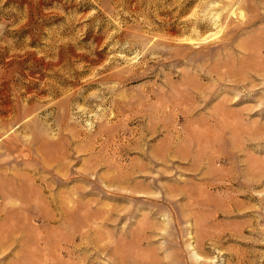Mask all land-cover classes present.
Listing matches in <instances>:
<instances>
[{
	"label": "rangeland",
	"instance_id": "1",
	"mask_svg": "<svg viewBox=\"0 0 264 264\" xmlns=\"http://www.w3.org/2000/svg\"><path fill=\"white\" fill-rule=\"evenodd\" d=\"M167 1L0 0V264H264V0Z\"/></svg>",
	"mask_w": 264,
	"mask_h": 264
},
{
	"label": "bare ground",
	"instance_id": "2",
	"mask_svg": "<svg viewBox=\"0 0 264 264\" xmlns=\"http://www.w3.org/2000/svg\"><path fill=\"white\" fill-rule=\"evenodd\" d=\"M112 1V0H111ZM157 1V0H156ZM170 1V0H169ZM169 1H167V2H169ZM98 2V1H97ZM163 2V1H162ZM166 2V1H165ZM220 2H221V4L222 5H219L220 4ZM149 3V2H148ZM147 4V3H146ZM157 4V3H156ZM160 4V3H159ZM158 4V5H159ZM166 4V3H165ZM171 4V3H170ZM173 4V3H172ZM141 5V4H140ZM154 5V4H153ZM158 5H157V7H158ZM164 5V4H163ZM129 6V5H128ZM135 6V5H134ZM246 4H243L242 3V0H214L213 1V3L212 4H210L209 5V8L210 9H208V12H207V14H206V16H208V15H211V19L210 20H212L213 19V21H218V22H220L219 24H218V29L216 30V32H214L213 34H211L210 36H207V37H204V38H201V36L198 34V32H196V35H189V36H186L185 38H183L180 42H183V41H185V42H190V43H204V42H215V41H221V40H223V41H225V42H223L222 44H221V46H220V48L219 49H222V48H224L228 43V41L230 40V36L232 37V35L237 31V32H239V31H241L242 30V27L240 26V25H235V24H233L232 25V21H229L228 20V22H226V21H223L222 22V17H224L223 15H224V12H226V13H229L231 16L232 15H236L237 17H244V19H246V18H248L249 20H246L247 22L248 21H250V19H251V16L253 15V12H256L257 10V6L256 5H254V4H250V8L247 6ZM144 7V6H143ZM147 7V6H146ZM152 7V6H151ZM154 7V6H153ZM185 8V6H183V9ZM244 8H249L248 9V11H249V15H247L245 12H244ZM148 9V8H147ZM151 9V8H150ZM158 9V8H157ZM179 9V8H178ZM182 9V10H183ZM161 10V9H160ZM172 10V9H171ZM174 10V9H173ZM172 10V11H173ZM163 12V11H162ZM167 12V11H166ZM177 12V11H176ZM143 13V12H142ZM175 13V12H174ZM206 13V12H205ZM170 14V13H169ZM182 14H183V12H182ZM181 14V15H182ZM196 14V13H195ZM206 16H204V19H206ZM166 17H168V16H166ZM174 17V16H173ZM178 19V18H177ZM204 19H202L201 18V20H200V18L198 17V15H196V20H198L197 22H200V21H202V20H204ZM166 20V19H165ZM184 20V19H183ZM182 21V20H181ZM167 22V21H166ZM185 22V21H184ZM197 22H195V23H197ZM194 23V24H195ZM214 23H216V22H214ZM246 23V22H245ZM167 25V24H166ZM175 25V24H174ZM185 25V24H184ZM170 26V25H169ZM177 27V26H176ZM187 27V26H186ZM195 27H198V24L197 25H194V29H195ZM177 30V29H176ZM167 32L166 33H169L170 35H173L174 33H173V31H174V29H173V27H169V28H167V30H166ZM184 31V30H183ZM168 34V35H169ZM233 40V39H232ZM233 43V42H232ZM230 44H231V42H230ZM207 45H208V43H207ZM227 47V46H226ZM249 47H251V50H252V52H248V56H249V58H253V60L252 61H250L249 62V64H248V66H250L251 68H253L254 69V72L257 74V75H260V74H262V72H264V63L263 62H261V61H259V59L262 57L261 56V53H260V51H261V48H262V45L261 44H259V42H258V44H256V42L255 43H252ZM218 49V50H219ZM225 49V48H224ZM218 51H216V52H214L215 54L217 53ZM255 55V57H257L258 59H257V62H256V60H255V58H254V55ZM206 55V54H205ZM204 55V56H205ZM209 55V54H208ZM209 57V56H208ZM229 57V56H228ZM228 57H225V59H227ZM216 58V57H215ZM214 58V59H215ZM205 59V58H204ZM217 59V58H216ZM221 59H219V61H220ZM229 60V59H228ZM225 61V62H221V63H218V64H215V66L214 67H212V68H210V70L212 71V72H214V73H217V74H235V73H237V71H236V69H235V65H233L230 61ZM207 61V60H206ZM222 61H224V60H222ZM215 63H217L216 61H215ZM3 97V96H2ZM5 98H7V97H5ZM4 103V102H3ZM2 104V103H1ZM5 104H6V102H5ZM168 106V105H167ZM9 107V106H8ZM2 110H4L3 109V107H2ZM5 111V110H4ZM224 116V115H223ZM7 144V143H6ZM9 147V146H8ZM10 148V147H9ZM7 179V178H6ZM6 181V180H5ZM4 181V182H5ZM1 184V183H0ZM5 184V183H4ZM8 184V183H7ZM1 187H0V189H2V185H0ZM11 190V189H10ZM4 194V193H3ZM5 195V194H4ZM73 208H75V205H73V207H72V210H73ZM85 209H84V213H85V218L86 219H88V220H91L92 221V217H97V216H99L100 215V213H101V211L99 210V209H94L93 207H91L90 205H87V206H85L84 207ZM70 214H71V212H70ZM101 217V216H100ZM102 218V217H101ZM88 220H86L87 221V223H88ZM93 220H95V219H93ZM96 220H97V218H96ZM99 220V219H98ZM91 221H89V223L91 222ZM85 222V221H84ZM93 222V221H92ZM91 222V223H92ZM90 223V224H91ZM86 224V223H85ZM89 225L87 224L86 226H84L83 228H87ZM90 227V226H89ZM83 228H78V227H76L75 229H76V232H78V236L79 237H88L89 236V232H88V228H87V230H85V231H87V232H84V230H82ZM75 229H74V231L72 232V231H70V232H72L71 234H73L74 232H75ZM92 229V228H91ZM66 235H68V234H66ZM76 236H77V234H73V235H68V236H62V238L60 239V240H58V242H56V244H57V248H55L56 250V254H57V256H55V257H58V259L60 260V258H63V257H65V256H67L68 257V259L67 260H65V263L64 264H94V259H92V258H89V257H83L84 256V254L87 252V250H86V248L81 244V243H77V238H76ZM79 249H81V250H83V253L84 254H82L81 253V257H83L82 259H79V260H77V257L75 256V254H77V251L79 250ZM50 250H46L45 249V251H44V256H46V254H47V258H48V255H49V259L51 258L50 256L51 255H54L53 253L51 254L50 252H49ZM38 254V253H37ZM77 256L79 257V258H81L80 257V254L78 253L77 254ZM40 257V256H39ZM54 257V256H53ZM90 260V261H88V260ZM85 260V261H84ZM45 261H47L46 260V257H45V259H44V262ZM86 261H88V263H86ZM43 262V261H42ZM49 262H51V261H49ZM136 262V261H135ZM137 262H139V263H141V264H155L154 262H151V261H147V262H142V261H138L137 260ZM139 263H137V264H139ZM52 264V263H51ZM53 264H55V263H53Z\"/></svg>",
	"mask_w": 264,
	"mask_h": 264
}]
</instances>
